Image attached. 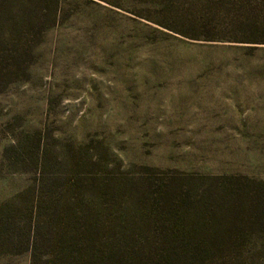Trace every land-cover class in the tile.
<instances>
[{"label": "rangeland", "instance_id": "rangeland-1", "mask_svg": "<svg viewBox=\"0 0 264 264\" xmlns=\"http://www.w3.org/2000/svg\"><path fill=\"white\" fill-rule=\"evenodd\" d=\"M47 1L0 23V264H195L215 201L264 183V5L176 0L200 28L212 9L216 31L253 28L236 43L144 19L161 0ZM255 223L205 264H264Z\"/></svg>", "mask_w": 264, "mask_h": 264}, {"label": "trees", "instance_id": "trees-1", "mask_svg": "<svg viewBox=\"0 0 264 264\" xmlns=\"http://www.w3.org/2000/svg\"><path fill=\"white\" fill-rule=\"evenodd\" d=\"M17 0H4L0 10V23L7 22L8 20L13 21L16 19L14 15V9L16 8ZM109 5L116 6L121 8L120 5L116 4L111 0H100ZM159 0H150V2L155 5ZM186 1H196L197 0H186ZM200 3H204L208 7L216 6L217 7H225L236 9L237 5H251V4H263L264 0H199ZM42 2H48L47 0H42ZM92 2V1H91ZM93 3V2H92ZM149 3V2H148ZM175 4L176 0H161L159 3L160 6L164 5V10L160 12V17H144L149 22L155 23L161 28L166 29L169 32L175 33L181 37L186 39L196 40V41H205V42H236V43H244L250 39L251 34H253V28L245 27L242 25L235 24H227V28L221 31H216L217 27H210L212 25L211 21V13L214 9L209 13L206 12L203 17V26L200 28L195 20H191L190 18H182L175 15ZM31 5V4H30ZM60 6V5H59ZM25 8V6H24ZM214 8V7H213ZM215 8V9H216ZM26 9V8H25ZM30 11V9L28 10ZM42 8L39 9V13L42 14ZM56 12V10H55ZM38 13V11H37ZM28 14L30 17V13ZM140 15V14H139ZM218 15V14H217ZM141 16V15H140ZM213 18V17H212ZM234 17L231 18L230 22H232ZM31 19V20H30ZM29 19L30 24H34V16L32 14ZM235 21V20H234ZM11 30L9 33L10 40H15L18 38L19 32L18 30ZM220 30V29H219ZM241 32V33H240ZM249 33V35H248ZM257 190H249V192L245 189L234 190L232 193H228L224 191L219 200L215 201L218 210L222 211V214L218 215L213 210L210 212L213 215V219L209 220L208 225H204V228L208 230L219 231L220 234H208L206 237L200 238L201 242L198 243L196 241L195 255L194 259H192L195 264L198 262L199 264H205L209 259V255L214 254V251H219L220 246L228 247L231 251L235 252L237 250L245 249L251 241L254 239L251 235L244 234H234L231 231L235 230H243L244 228L255 226V222H257V216L264 215V200L262 202L256 203V199L258 196V191L264 190V183H254ZM244 186V185H243ZM251 187V186H250ZM210 210V209H208ZM217 211V209H216ZM214 212V213H213ZM263 213V214H261ZM223 230V233H221ZM241 241V243H239ZM209 245L210 247L205 248L203 246ZM37 246V244H36ZM36 250L34 247V251L32 253L36 256ZM211 256V257H212ZM181 258V257H180ZM36 260V258H35ZM34 260V261H35ZM181 260H184L181 258ZM197 263V264H198Z\"/></svg>", "mask_w": 264, "mask_h": 264}]
</instances>
